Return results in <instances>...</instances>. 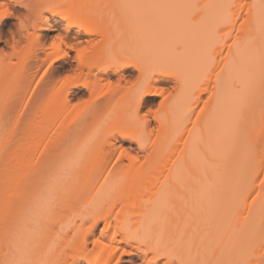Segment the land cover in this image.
Masks as SVG:
<instances>
[{
  "label": "snow or ice",
  "instance_id": "snow-or-ice-1",
  "mask_svg": "<svg viewBox=\"0 0 264 264\" xmlns=\"http://www.w3.org/2000/svg\"><path fill=\"white\" fill-rule=\"evenodd\" d=\"M27 8L30 5L24 3ZM62 5H46V9L56 11ZM127 13H132V20L151 23L157 29V34L152 41L138 44L132 50V54L141 58L139 65L142 76L151 75L155 71H170L177 75L182 83H191L188 88L189 94L192 89L198 87L207 77L215 62L213 55L217 44L223 39L218 35L223 27L230 26L235 19L231 9V3L205 4L203 6L195 0H176V2L140 3L121 0L114 5ZM255 9L254 23L255 34L233 41L235 56L230 54L228 63L221 73H217L215 99L209 109L208 116L201 130L193 126V131L187 133L189 140L184 141L189 159L199 168L200 179H196L188 173L190 179L197 185L196 188H188V193L196 197L199 193L210 190L221 181L218 171L221 167L216 163L218 159L229 157L233 151L239 148L240 158L236 175L229 182L227 203L222 212L210 213V220H198L191 234L185 239L184 231H180L174 240L163 242L158 235L153 242L147 235L138 237L131 233L127 225L124 230L130 235L140 239L141 243L151 245L155 252L153 259L160 256L168 258L169 264L175 260L177 264H252L253 254L257 246L264 251V192L259 193V207L248 209L247 195L249 188L255 183L254 177L259 169L260 175H264V135L260 137V143H254L248 135L246 128L245 113H248L247 123L254 124L257 116L264 131V0L251 5ZM201 13L203 15L201 16ZM10 7H5L0 0V19L11 15ZM200 16L198 23L194 17ZM70 17V16H69ZM72 22L79 23L70 17ZM25 26V17L20 18V27ZM229 35V34H225ZM196 38V50L194 55H189L187 48L189 41ZM61 44H65L63 36H57ZM258 40V44L256 41ZM91 43V42H90ZM56 41H52L54 47ZM15 47V46H14ZM67 51H62L55 56L47 68H51L57 60L67 56L68 50L75 49L79 65L83 64V54L88 48L83 47V41L66 42ZM183 49V51L181 50ZM147 60V63L143 61ZM119 63V61H116ZM79 66L64 75L58 82L59 88L66 91L67 87L79 82ZM44 79L43 76L40 77ZM67 86V87H65ZM119 87V83L113 84L108 81L104 88L111 90ZM35 93V89H30ZM166 89H160L159 94L164 95ZM101 95H104L101 92ZM143 97L144 94L141 93ZM14 97L13 91L6 88L0 93V128L4 135H8L9 129L15 135H22L19 128L21 117L25 116V110L32 101V96H25V102L18 112L11 113V104ZM98 99V97H96ZM259 102L258 113L255 106ZM141 99L138 97L135 107L132 109L133 118L140 107ZM92 101L82 100L80 105H89ZM80 105H77L79 107ZM207 107V104L205 105ZM151 111V110H150ZM203 111V110H201ZM187 117V111L183 112L173 134V140L180 135L183 121ZM140 127L146 123L147 114L138 118ZM199 120V117H197ZM30 123V121H29ZM25 131L27 125H25ZM125 134L122 129H114ZM79 129H75L69 136L64 138L63 143L57 145L55 152L41 153L46 155L43 165L36 171L27 187L26 199L18 205L14 212H9L5 205V232L3 237L4 246L8 249L0 264H60L58 258H38L36 253L39 241L53 223L56 211L64 204L70 194V185L76 170L82 159L81 150L76 146V136ZM110 135V134H109ZM223 145L222 155L212 149V144ZM47 148V145H41ZM7 148V145H5ZM126 151V150H125ZM124 152H121L123 155ZM198 157V163L194 159ZM139 160V157H133ZM146 161L147 156L143 157ZM209 172L212 178L209 179ZM7 177V172L5 173ZM109 178H106V183ZM7 183V179L5 181ZM261 189H264V179L260 180ZM103 187V186H102ZM166 183L161 187L160 195L170 197L174 195ZM119 184H114L105 194L104 200L99 203H110L117 195ZM179 199L185 197L178 196ZM218 203V199H217ZM253 205L256 201L252 200ZM245 205L248 216L246 224L239 229H232L228 242L221 248L225 232L232 227L235 212ZM87 207L80 215L83 222L87 217ZM94 218V217H93ZM188 220H192L189 216ZM203 225V227H201ZM187 227V223L185 224ZM59 235V234H58ZM199 240L193 251L194 241ZM100 244V241H96ZM104 247H108L105 245ZM128 254V249L122 252L120 249L113 250V264H121V259ZM150 264V262H146ZM260 264H264V256L260 258Z\"/></svg>",
  "mask_w": 264,
  "mask_h": 264
},
{
  "label": "bare ground",
  "instance_id": "bare-ground-1",
  "mask_svg": "<svg viewBox=\"0 0 264 264\" xmlns=\"http://www.w3.org/2000/svg\"><path fill=\"white\" fill-rule=\"evenodd\" d=\"M30 2V0H25ZM128 2H140V3H162V2H176V0H128ZM196 3L203 6L205 4L216 3H231L234 7L231 12L234 14L235 19L230 26L223 27L219 30L218 35L223 39L217 44L214 49L213 55L215 62L211 67L207 77L200 83V85L192 89L189 94L188 89H182L181 81L177 75L170 71H155L151 74L149 80V89L141 98L140 107L150 99L152 96L159 94L161 82L168 81L175 85L176 94L171 93L167 97V105L164 108L163 113L156 118V134L149 135L147 129L150 126V121L146 119L145 123V136L137 137L132 134H125L120 131H116L114 137H104L100 146L94 147L89 142L85 146L80 147L81 150V162L79 168L76 170L73 181L70 185V194L66 198L64 204L56 211L53 217V223L49 226L43 237L39 241V248L37 250V257L44 259L49 258L48 255H44V247L47 244H51L53 247L58 248L59 242H67V237L72 231H79L86 223L91 221V224L85 229L82 243L81 254L79 259H76L74 264H99L103 257L102 249L104 246L95 245L90 248L88 246V237L94 235L95 228L100 219L106 221V229L110 227L112 219H120L118 225L119 230L122 233L123 238L127 242L134 241L133 235H130L128 231L124 230V226L127 225L131 233L136 234L138 237H144L147 235L153 242H155L159 235L163 242L167 243L170 240H174L180 231H184V238L187 239L191 234L195 223L198 220H210V213L213 211L222 212L224 206L227 203V196L229 190V182L236 175L239 166L240 152L237 148L227 158H221L215 161L220 164L219 172L221 174V181L217 183L210 190H206L203 193H199L196 197L191 196L187 189L196 188L197 185L189 178L188 173L191 176L200 179L199 168L196 167L189 159V153L187 151L184 141L189 140L187 133L193 131V126H197L201 130L208 116L209 109L214 102L213 93L216 91V78L217 73H221V69L225 68V64L228 63L230 54L235 56V48L233 41L237 39H243L244 37L255 34V9H251V5L259 3L260 0H195ZM71 12L67 17V32H70L72 27H76L77 36L74 38L75 42L79 41L80 36L93 35L103 33L102 26L99 23V19L92 18L89 15L88 0H70ZM25 7L24 4H18ZM12 10V9H11ZM203 13H201V16ZM14 16V11L11 15L0 19V42L3 37V30L6 24V20ZM73 20L79 23L72 22ZM200 16L194 17V22L198 23ZM137 24V33L134 36L135 47L138 44L151 42L154 36L157 34V29L149 22L135 21ZM41 30L51 28V25L46 21L40 26ZM229 35H225V34ZM258 44V40L256 41ZM183 51V49H181ZM196 50V38L193 37L188 44V54L194 55ZM64 51V50H62ZM62 51L57 53L59 55ZM44 52V47L39 48L34 58L41 60L40 62H46L49 58V54L46 53L45 57H41V53ZM105 52H111L120 64L109 65L102 69V72L109 74L123 75L128 69H133L141 76L139 65L142 63L140 57L132 54V51L121 49L117 45L108 41L104 44L96 54L98 59H103ZM69 53V52H68ZM51 57L48 63H50L55 56ZM70 54L57 60L51 68H55V65L61 61L69 63ZM50 69V68H49ZM221 75H223L221 73ZM30 74L27 75L22 81L12 84L8 89L13 91L14 99L16 101L24 103L25 96H32L33 99L29 102V105L34 103L36 99H40L42 93V80L37 83H33L30 79ZM32 81V82H31ZM191 87V83H189ZM35 89V93L30 89ZM5 89H2L0 93H3ZM70 90H67L63 96L56 100L55 111L59 110L62 105H65L69 100ZM206 94V95H205ZM135 93L129 90L119 101L124 107H128L130 100L135 98ZM205 95V96H204ZM207 104V107L205 105ZM52 109V108H51ZM51 109L47 113L48 117L52 116ZM259 102L257 100L255 110L258 113ZM203 110V111H201ZM54 111V112H55ZM187 111V117L183 121V128L179 136L173 140V134L177 128L178 122L183 112ZM122 113V112H121ZM199 117V120L197 119ZM248 113H245L246 123L243 125L248 132L249 138L259 145L260 137L264 135L262 131L258 116L254 124L247 123ZM124 121L116 129H123ZM126 133L131 130L124 129ZM81 136L79 133L77 138ZM79 139V138H78ZM6 140V139H5ZM64 139H59L51 144H47V148L41 147L42 144H36L29 149V153L17 159L16 162H12L8 155V147L5 148V141L0 146V242H3L5 232V205L9 212H14L19 204H21L27 197V187L33 175L43 165L46 155L41 153L55 152L58 144L63 143ZM124 141L137 144V147L146 152L148 159L140 161L133 159L132 154L122 144ZM212 149L217 153H223V145L213 142ZM126 150V151H125ZM121 152H124L121 155ZM29 155V157H28ZM129 158L132 164L135 166L134 172L144 174L150 173L151 177L157 181H161V185L151 189V192L147 195V200L140 199L139 202L124 203L121 200V207L115 212L118 207L116 204L104 203L101 205L99 202L104 200L105 194L112 188L114 184H119V191H124L127 187L123 184V160ZM198 163V157H194ZM7 172V177L5 173ZM209 179L212 178L211 172L208 174ZM106 183V178H109ZM7 179V183L5 182ZM264 179V175H260L259 169L254 177L255 183L249 188L247 195L251 199L247 200L246 207L253 209L259 207L260 195L264 192L261 189L260 180ZM168 183L170 191L174 195L165 197L160 195L161 187ZM103 186V187H102ZM185 197V199H179ZM115 198V197H114ZM113 198V199H114ZM112 199V200H113ZM218 199V203H217ZM252 200L257 203L253 205ZM123 202V203H122ZM110 205V206H109ZM87 207L86 215L92 218L83 220L81 222L80 215ZM131 215L129 223H125L126 217ZM191 216L192 220H188ZM248 216V212L245 211V205L235 212L232 227L225 232L222 242L219 247H223L228 242V238L232 233V229L237 231L245 226V217ZM94 217V218H93ZM124 220V221H123ZM187 223V227L185 224ZM203 227V225H201ZM59 234V235H58ZM140 241V239H138ZM199 243V240L194 241L193 251L195 252V245ZM0 250H2L0 248ZM0 253V259L5 255ZM264 256V251H261L259 246L256 247L253 254L252 264H260V258ZM157 264V262L155 263Z\"/></svg>",
  "mask_w": 264,
  "mask_h": 264
},
{
  "label": "rangeland",
  "instance_id": "rangeland-1",
  "mask_svg": "<svg viewBox=\"0 0 264 264\" xmlns=\"http://www.w3.org/2000/svg\"><path fill=\"white\" fill-rule=\"evenodd\" d=\"M42 2L46 5H62L63 7L56 11L45 9L38 21L37 28L35 30L29 29L28 33L24 35L20 29V18L28 14V9L15 4L14 0H3L4 6L10 7L14 11V16L6 20L0 42V91L22 81L29 74L33 83L41 80V76L44 77L41 98L30 104L25 110V116L21 117L19 128L22 135H15L9 129L8 135L5 136L3 129L0 128V146L4 141L7 142V157L12 162H16L18 158L27 155L32 146L36 144L47 145L64 139L75 129H79L81 134L76 141L78 148L85 146L88 142L94 147H98L103 142L104 137H114L116 131L113 130L124 121L127 110V107L124 108L119 101L129 90L133 89L139 76L138 72L133 69L126 70L123 75L113 72L106 74L102 72L103 68L98 66L103 62V59H98L96 54L108 41L121 49L132 51L135 48L134 36L138 28L136 22L132 20V13H127L128 19L126 20L125 12L114 7L121 0H88L90 3L89 15L99 19L103 33L90 36L82 34L80 36L79 41H83V47L88 48V51L83 54L82 65H79L76 50L70 49L68 50L70 54L69 63L62 66L64 61H61L55 65V68L50 69L47 68V64L51 57L62 50L67 51L66 42H75L77 28L72 27L70 32L66 30L68 22L65 17L71 12L70 0H42ZM46 21L51 25V28L41 30L40 26ZM57 36H63L65 44L56 40ZM16 40L18 41L14 43ZM53 40L56 41L54 47L52 46ZM41 47H44L41 57H45L46 53L50 55L44 63L34 58L35 52ZM4 56H8L9 59L5 60ZM77 66H79V82L68 87L65 86L67 87L66 91L70 90L69 100L59 110L55 111V101L59 100L66 92L63 88H59L58 82ZM108 81H112L113 84L119 83V87H114L111 90L104 88V84ZM160 87L167 90L165 94L150 97L138 112L142 117L147 114V120L150 121V126L147 129L149 135L156 134V118L163 113L167 105V97L171 93H177L172 82L163 81ZM101 92L104 95H101ZM82 100H89L92 103L80 105ZM22 104L13 98L10 115L18 112ZM77 105L80 106L77 107ZM50 109L52 116L48 117L47 113ZM25 125H27L26 131L24 130ZM122 144L131 152L132 157H139L140 161L144 160L143 157H145L146 152L141 151L137 144L129 141H124ZM123 164L125 165L123 184L127 187L124 191H119L110 203V205H118L115 212L120 209L121 200L124 203L139 202L140 199L147 200V195L151 189L162 183L153 179L150 173L134 172L135 166L129 158H125ZM130 217L131 215L126 217L125 223H129ZM120 222V219L113 218L110 227L106 229V221L100 219L94 235L88 237L90 248L95 245L108 246L103 247V257L99 264H113V250L120 249L122 252L125 248L128 249V254L122 257L121 264H146V262L169 264L168 258L165 256L153 259L155 252L150 249L151 245L143 244L138 239L131 242L125 241L118 228ZM90 224L91 221L87 220L79 231L70 232L67 242H59L58 248L47 244L43 249L44 255L58 258L60 264H74L75 260L80 257L84 231ZM96 241L101 243L97 244ZM0 248L2 249L0 253L1 251L4 252L3 249L8 250L3 242H0ZM172 264H177V262L173 260Z\"/></svg>",
  "mask_w": 264,
  "mask_h": 264
},
{
  "label": "clouds",
  "instance_id": "clouds-1",
  "mask_svg": "<svg viewBox=\"0 0 264 264\" xmlns=\"http://www.w3.org/2000/svg\"><path fill=\"white\" fill-rule=\"evenodd\" d=\"M15 4H24L27 3L30 5V8H28V14L25 15V26L20 27L22 33L26 35L29 31V29L35 30L38 26V21L41 19V14L42 12L46 9L42 0H30V2H25V0H14ZM18 40H16L14 43H16ZM4 59L7 60L9 59L8 56H4ZM118 61L114 54L111 52H105L103 62L101 64H98L100 68H105L109 65L113 64H119L116 63ZM143 63H147V60L143 61ZM151 78V75L148 76H138L136 79V82L133 86V89L131 90L134 92L135 98L130 100L129 105L127 107L125 117H124V125L123 129H128L131 130L129 134L135 135L137 137H143L145 136V123L143 127H140V122L139 119L142 117L141 115L138 114V111L136 112L135 116L137 118H133L132 114V109L135 107L136 100L139 97L140 99L142 98L141 93L145 94L146 91L150 88L149 87V80ZM190 83V82H189ZM189 83H182V89H188L189 88ZM92 217H85L84 220H87Z\"/></svg>",
  "mask_w": 264,
  "mask_h": 264
}]
</instances>
